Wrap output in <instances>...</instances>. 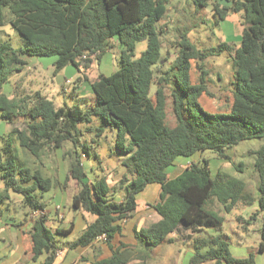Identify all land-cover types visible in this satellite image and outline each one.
<instances>
[{"label":"trees","instance_id":"1","mask_svg":"<svg viewBox=\"0 0 264 264\" xmlns=\"http://www.w3.org/2000/svg\"><path fill=\"white\" fill-rule=\"evenodd\" d=\"M169 2L0 0V26L10 25L25 40L23 47L15 48L0 35V119L10 124L20 120L24 123L23 127L13 126L2 137L6 142L0 151V183L4 185L2 196L10 199V192H17L28 208L27 214L33 220L30 236L34 261L46 254L43 264H54L55 233L67 231H52L47 226L42 198L53 185L52 177L19 157L14 141L38 159L46 150L73 144L68 154L72 157L68 178L75 179L80 188L73 195L72 207L96 217L72 243L74 247L86 246L103 235L111 241L121 232L122 221L136 211L138 195L149 184L158 183L161 198L152 206L160 219L136 231L146 253L172 242L170 234L182 225L197 232L192 238L189 264H255L254 252L248 257L234 256L230 239L222 231L226 220L223 212L255 202L258 210L248 219L238 215L237 220L250 225L262 215L256 252L264 253V0H232L231 6L215 0L213 11L218 23L230 12L243 13L240 43L223 42L217 48L202 50L186 30L177 40L175 60L164 70L163 61L167 59L158 23L166 15ZM195 3L199 9L207 7L210 0ZM113 39L121 47L118 68L110 74L100 73L91 82L96 100L85 110L79 105L56 106L40 90L12 97L3 92L5 83L27 64L25 56L59 54L54 63L57 76L69 64L79 70L84 56L96 54L100 60ZM143 40L147 47L135 57L136 44ZM223 51L229 53L233 68L231 111L212 113L199 99L205 94L213 95L206 60ZM154 84L156 93L152 95ZM169 105L173 123L168 116ZM94 117L115 130L116 148L125 156L122 164L127 171L115 186L109 184L106 175L91 179L93 168L85 167V153L77 150L78 125ZM254 138L263 140L253 152L258 196L242 178L220 169L213 174L206 157L192 162L176 177L167 173L178 157H192L199 152L210 151L231 160L227 149ZM84 149L89 151L85 146ZM242 165L233 164L237 171H243ZM114 190H122L121 201L113 197ZM36 211L43 213L33 217ZM131 257V251L118 249L110 258L93 264H129Z\"/></svg>","mask_w":264,"mask_h":264},{"label":"rangeland","instance_id":"2","mask_svg":"<svg viewBox=\"0 0 264 264\" xmlns=\"http://www.w3.org/2000/svg\"><path fill=\"white\" fill-rule=\"evenodd\" d=\"M214 1L215 0H210L207 7H200L198 9L195 0H170L166 15L158 23V28L161 31L162 51L167 59L163 61V64H166L165 67H163L164 70L175 60L178 54L177 40L180 38L181 33L186 30L190 40L202 50L217 48L223 42L234 45L240 43L244 27L243 13L232 12L227 19L218 23L214 17ZM0 35L2 39L9 40L15 48H20L25 45L23 37L10 25L0 26ZM109 43L105 54L108 53L106 55L104 54L100 60L97 59L96 54L87 58L84 56L83 59L80 60L79 70L75 66V74L70 80L59 83V75L55 76L54 73V64L50 65L48 68H44L38 61L34 65L32 63L26 64L21 71L12 75L10 81L5 83L3 92H8L9 94L13 92L14 95L22 96L40 90L50 98L56 106L79 105L85 110L92 106L96 100L91 82L94 81L100 73L105 72L109 74L118 68L121 48L117 39H113ZM146 47V40L138 42L134 51L135 57L140 56ZM206 66L211 71L209 82L210 90L213 92V95H203L199 99L200 103L207 111L212 113L230 112L234 84L233 68L229 53L223 51L209 56L206 60ZM194 73L196 74V71H194ZM155 93L156 85L154 84L151 94L154 95ZM168 116L169 120L173 123L175 119L170 105L168 107ZM13 126L23 127L24 123L20 120L16 124H11V127ZM78 129L80 144L77 146V150L80 153H85L83 161L87 159L90 160L89 165L86 164L87 168L91 167L92 164L94 167L93 171L103 169L106 176H109L108 179L112 180L113 176L117 173L114 168L117 167V163L120 162L117 157L121 158L124 156L116 148L115 130L104 125L102 120L98 117H94L89 123H80ZM262 143V139H248L240 142L231 149H227L226 153L231 157V160L221 158L210 151H206L203 156L210 159L213 174L220 169L229 172L233 176L242 178L247 182L250 190H253L255 195L258 196V175L254 171L256 155L253 152L257 150ZM14 146L18 151L19 157L21 156L27 162L29 161V165L33 168L39 167L45 175L53 178L55 184L62 182L65 176V185L68 187L66 192H69V196H73V194L77 192L78 183L75 179L68 178L70 162L72 160L71 155L68 154L70 150L74 149L72 143H66L63 149L46 150L41 154L39 159L20 147L17 141H14ZM84 146L88 148L89 151L85 150ZM88 152H90V156ZM240 162L243 163L241 166L243 171H237L233 166V164L238 165ZM91 177H94V175H91ZM3 190L4 185L1 182L0 199L2 200H0V206L6 213H15L24 209L19 202L22 196L21 194L10 192V199H6V197L2 196ZM255 204H257V202L253 205ZM253 205L246 206L245 208H235L230 213L223 212L222 214L225 215L226 220L222 227V231L230 239V250L234 256L248 257L251 252H254L255 264H264V254L256 252L260 242L257 228L262 224L261 219H259L258 216L257 219L252 222L254 227L249 234L248 231L244 229L247 224L237 220L238 215H242L244 218L249 215V218L253 214L250 210ZM6 207H9V209L7 208L6 210ZM216 209L222 212V207L220 208V205H217ZM189 229L183 228V233L187 234ZM191 232H193L192 229ZM179 234L181 233H178V235ZM55 239L59 242L58 244H63V241L64 243L67 242V237L64 234L55 233ZM184 239L183 243L190 240L189 237H184ZM165 246L169 250L168 253L166 256H161L159 253H156L155 257L158 261L154 264H175L176 261L178 264H181L184 256L179 254L178 247L173 245ZM181 247L186 248L185 245ZM42 257H44V255H42L41 258ZM33 263L39 264V261L31 262V264Z\"/></svg>","mask_w":264,"mask_h":264},{"label":"crops","instance_id":"3","mask_svg":"<svg viewBox=\"0 0 264 264\" xmlns=\"http://www.w3.org/2000/svg\"><path fill=\"white\" fill-rule=\"evenodd\" d=\"M24 59L27 61V65L28 63H32L34 65L38 62V58L34 56H25ZM102 73L108 74L105 72ZM5 93L10 97L14 96L13 92L12 94H9L8 92ZM7 125H9L10 127ZM11 129L12 127L10 123L0 119V151L3 143L6 142L2 137L7 136ZM203 155L204 153L199 152L192 157H178L175 160L174 164L167 169L169 177H176L185 169V167L191 165L192 162L201 160L204 157ZM117 158L120 160V162L117 163V167L114 168L117 173L113 176L112 180L108 179V182L111 186H115L127 171L126 167L122 164L125 156ZM89 163L90 162L88 160L84 161L86 168V164L89 165ZM92 168L94 167L92 166ZM91 175H94V177L90 176L91 179H95L106 174L103 169H101L93 171ZM65 181V176L63 177L62 182L58 184H55L53 180L51 189L45 192L46 194H44L42 198V200L46 203L45 214L47 219V226L52 231H56L57 229H60L61 231H67L62 233L57 232V234H64L67 237V242L64 243L63 241V244H58L59 242L55 239L57 253L54 264H93L98 260L110 258L113 255V252L118 249L131 251L132 257L129 261V264H154L158 261V259L155 257L156 253H159L161 256H166V254L168 253L169 250L165 245L177 246L179 254H181V256H184L181 264H189V259L193 253V246L191 244L192 238L197 235V232L193 233L191 232V229L187 231V234H184V226L181 225L177 231L170 234L172 242L163 243L157 246L154 250L149 252V254L145 252L144 244L137 240V230L148 227L149 225L160 219V214L152 206L161 198L160 184H149L145 188V190H143L138 195V206L136 211L131 217L122 221L121 232L116 234L111 241L97 238L86 246L74 247L72 246V243L84 232L87 225L90 222L94 221L96 217L95 215L83 210L73 209V196H69V192H66L68 187L65 185ZM79 188L80 184L78 183L77 189L79 190ZM13 193L16 194V192ZM113 197L118 201H121L123 199L122 190H114ZM19 202L21 206L24 207V209L21 210L22 212L18 209L19 211L15 213H6V211L3 210V208L0 206V264H31V262L37 261H39V264H43L46 258V254H43L44 257H39L36 261L32 259L33 242L30 236V232L32 229L33 220L31 219L30 214H27L28 208L24 206L22 196ZM7 208L9 209V207H6V210ZM250 210L252 212L257 211L258 204L253 205ZM248 216L245 217V219H248ZM259 219H261L262 222V215H259ZM261 225L257 228L260 240ZM253 227V224H250L245 226L244 229L248 231L249 234ZM178 233L181 234L178 235ZM184 237H189L190 240L186 243H183L185 240ZM178 245H185L186 248ZM175 264H178V262L176 261Z\"/></svg>","mask_w":264,"mask_h":264},{"label":"water","instance_id":"4","mask_svg":"<svg viewBox=\"0 0 264 264\" xmlns=\"http://www.w3.org/2000/svg\"><path fill=\"white\" fill-rule=\"evenodd\" d=\"M219 2L224 6L232 5V0H219ZM59 58H60L59 54L44 55L38 57V61L44 66V68H48L50 65H53ZM74 74H75V65L69 64L64 68L63 72L59 74L58 82L61 83L66 80H70L71 78H73Z\"/></svg>","mask_w":264,"mask_h":264},{"label":"built area","instance_id":"5","mask_svg":"<svg viewBox=\"0 0 264 264\" xmlns=\"http://www.w3.org/2000/svg\"><path fill=\"white\" fill-rule=\"evenodd\" d=\"M40 213H43V212H41V211L34 212V217L37 216V215H39ZM99 238H102V239L106 240V237L104 235L103 236H100Z\"/></svg>","mask_w":264,"mask_h":264}]
</instances>
